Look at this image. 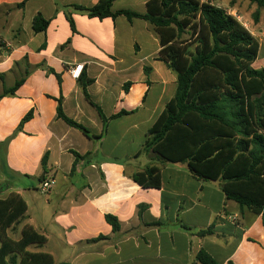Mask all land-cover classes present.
Returning a JSON list of instances; mask_svg holds the SVG:
<instances>
[{"label": "crops", "instance_id": "obj_1", "mask_svg": "<svg viewBox=\"0 0 264 264\" xmlns=\"http://www.w3.org/2000/svg\"><path fill=\"white\" fill-rule=\"evenodd\" d=\"M99 1L0 0V199L16 193L28 207L8 236L18 241L32 226L47 242L29 250L50 254L55 264H202L200 251L217 264H264L262 215L227 199L220 180L196 178L187 163L145 151L177 75L159 60V35L147 21L101 20L74 9ZM149 1L115 0L112 11L143 15ZM201 1L236 16L259 43L252 67L264 69V8L249 0ZM38 15L50 22L46 31L34 30ZM79 64L74 79L69 70ZM18 82L14 94L2 96ZM59 100L90 137L58 117ZM147 166L159 168V189L132 179ZM49 178L56 184L43 193ZM31 188L41 192L38 214ZM107 215L117 218L118 231ZM211 226L213 234L199 235Z\"/></svg>", "mask_w": 264, "mask_h": 264}, {"label": "trees", "instance_id": "obj_2", "mask_svg": "<svg viewBox=\"0 0 264 264\" xmlns=\"http://www.w3.org/2000/svg\"><path fill=\"white\" fill-rule=\"evenodd\" d=\"M114 1L100 0L93 7L74 9L101 20L125 15L129 21H147L159 35V60L177 75L175 95L149 130L145 151L168 162L187 163L196 178L220 180L227 199L262 215L264 225V69L252 67L258 41L237 18L210 1L150 0L143 15L113 12ZM249 1L264 8V0ZM67 17L75 30L71 15ZM49 23L38 15L34 30L46 31ZM21 84L6 89L2 96L14 94ZM87 84L84 93L90 100ZM97 109L106 129L108 119ZM57 114L69 126L91 136L65 115L61 100ZM31 116L29 113L22 123ZM76 157L77 161L83 158ZM75 168L76 163L72 172ZM132 179L145 188L159 189L162 184L160 170L154 166L133 174ZM27 209L16 193L0 199V264H55L50 254L29 250L47 242L32 226L23 228L18 241L8 236V229L25 218ZM106 219L115 232L119 230L117 218L107 215ZM211 234L212 226L199 232L201 237ZM198 261L217 264L204 251L198 254Z\"/></svg>", "mask_w": 264, "mask_h": 264}, {"label": "built area", "instance_id": "obj_3", "mask_svg": "<svg viewBox=\"0 0 264 264\" xmlns=\"http://www.w3.org/2000/svg\"><path fill=\"white\" fill-rule=\"evenodd\" d=\"M232 16H234V15H232ZM234 17L236 18V16H234ZM83 67H84V65L79 64V65H75L73 68H71L69 70V73L72 76V78L78 79L81 76ZM55 184H56L55 179L49 178V179L43 180L41 182L40 189L43 193H48L53 189Z\"/></svg>", "mask_w": 264, "mask_h": 264}, {"label": "rangeland", "instance_id": "obj_4", "mask_svg": "<svg viewBox=\"0 0 264 264\" xmlns=\"http://www.w3.org/2000/svg\"><path fill=\"white\" fill-rule=\"evenodd\" d=\"M4 149L0 150V161L2 160L1 154L3 153ZM1 164V163H0ZM1 174V172H0ZM37 184V183H36ZM36 188H31L30 190L32 191L33 197L29 199L30 201V206H31V211L33 214H38L41 212V192H35ZM34 191V192H33ZM45 195V194H44ZM12 234V233H11ZM12 236H15L12 234Z\"/></svg>", "mask_w": 264, "mask_h": 264}, {"label": "water", "instance_id": "obj_5", "mask_svg": "<svg viewBox=\"0 0 264 264\" xmlns=\"http://www.w3.org/2000/svg\"><path fill=\"white\" fill-rule=\"evenodd\" d=\"M42 179H43V177H42Z\"/></svg>", "mask_w": 264, "mask_h": 264}]
</instances>
